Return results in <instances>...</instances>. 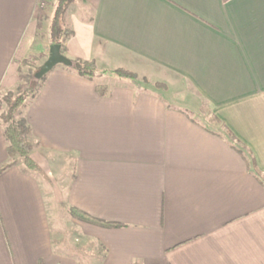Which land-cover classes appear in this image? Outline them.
I'll return each mask as SVG.
<instances>
[{"label":"crops","instance_id":"crops-1","mask_svg":"<svg viewBox=\"0 0 264 264\" xmlns=\"http://www.w3.org/2000/svg\"><path fill=\"white\" fill-rule=\"evenodd\" d=\"M78 1L65 56L185 81L196 114L55 66L19 115L35 167L0 173V264H264V0ZM42 3L0 0V97L48 55Z\"/></svg>","mask_w":264,"mask_h":264},{"label":"trees","instance_id":"trees-1","mask_svg":"<svg viewBox=\"0 0 264 264\" xmlns=\"http://www.w3.org/2000/svg\"><path fill=\"white\" fill-rule=\"evenodd\" d=\"M73 2L74 0H54L53 11L50 18L49 41L51 44H59L60 52L62 54H64L65 51V40L73 33L72 29L66 27L63 24L66 13ZM43 5L44 2L40 5L41 14L39 15L37 21V26L39 27L41 26L42 19L44 17L43 15H45L44 12H42L44 9ZM47 56L48 55L41 54L38 56H32L30 59L22 60L20 63L21 68L19 71L18 83L16 85L15 92H10L2 98L3 101H5L8 105L7 110L1 115V119L3 121V134L7 142V154L11 160L9 163L0 167V173L4 170V168L12 165L16 157H18L26 167L31 169L35 167V164L30 157V151L33 147V144L29 138V126L23 117L17 118L16 113L19 107L25 103V101L33 98L37 94L44 77L40 80H34L33 74L47 58ZM38 57L40 58V61L37 64L36 62ZM73 61L74 66L72 69L77 74L88 77L97 75L96 62L94 59L83 60L76 58ZM23 66L27 68L26 72H23ZM115 72L124 78L133 77L132 73L127 72L124 69L119 68L115 70ZM97 89L99 90L100 94H103L106 90V87L103 85H98ZM226 132L234 137L228 129H226ZM70 212L75 219L80 221L96 224L98 223L108 226L118 225L95 218L77 208H71Z\"/></svg>","mask_w":264,"mask_h":264},{"label":"rangeland","instance_id":"rangeland-1","mask_svg":"<svg viewBox=\"0 0 264 264\" xmlns=\"http://www.w3.org/2000/svg\"><path fill=\"white\" fill-rule=\"evenodd\" d=\"M43 2H44V5H43L44 9L42 8L43 9L42 12H44L45 15H43L44 17L42 19L41 27L39 28L37 37H38V40L47 42V41H49V24H50L51 14H52V11H53L54 0H43ZM77 2H79V1L77 0ZM77 2L75 3V5L73 7V10H75V11H72V13L70 12V17H71V14L74 13L76 15L77 19H78V17H79V19H82V18L83 19H88L89 16L87 14H82L83 13V11H81L82 8H83L82 5L78 4ZM74 21H76V20L69 18L68 25H66L65 22H63V24L66 27L69 26L71 29L74 30V29H76V27H78V26H75L74 23L72 24V22H74ZM69 59H71V58H69ZM39 61H40V58L38 57L36 63L38 64ZM58 66H63V65L59 64ZM107 68L102 70L96 64L97 75L105 74L104 75V79L105 80L107 78H109V80H110V78L112 80H113V78H115L117 80V78L120 77V78L125 79L128 82L140 85V86L144 87L145 89H157L163 95L164 99L166 101H168V103H170L171 105L183 108L185 110H190V111L194 112V114H196L195 113L196 112L195 109H197L198 101H197L196 98L187 96V95H190L192 90H191V88L189 87V85L185 81H182V80H180L178 78H175L173 76H169V77L167 76V78H163V79L161 78L160 79L161 76L158 74V72H156V74H154L155 76L149 74V75H146L144 77V76H142L143 74H140V73L136 72L135 70L129 69V68H126V67L112 68V66H111L109 68V66H107ZM119 68L120 69H124L125 71L132 73L133 77L132 78H126V77L124 78V77L119 76L115 72V70H117ZM22 70H23V72H26L27 68L25 66H23ZM108 75L110 77H108ZM100 81H103V80H100ZM15 88H16V86L13 89L9 90V91H5L4 94L0 97V100L6 94H8L10 92L14 93L15 92ZM29 101H30V99L25 101V103H23L19 107V109H18V111L16 113V117L17 118L23 112L24 107L27 106ZM7 107H8L7 103L5 101H3V99H2L0 101V122L2 124H3V121L1 119V115L7 110ZM200 110H201V113L207 114L210 109H209V106L205 102H201ZM199 119H201L203 123H207V125H210L208 123V121L206 122L201 117H199Z\"/></svg>","mask_w":264,"mask_h":264},{"label":"water","instance_id":"water-1","mask_svg":"<svg viewBox=\"0 0 264 264\" xmlns=\"http://www.w3.org/2000/svg\"><path fill=\"white\" fill-rule=\"evenodd\" d=\"M59 64H62L66 67H73L74 61L72 59L67 58L64 54L60 52L59 44H51L49 47L47 58L34 72L33 79H42L49 71H51L55 66Z\"/></svg>","mask_w":264,"mask_h":264}]
</instances>
